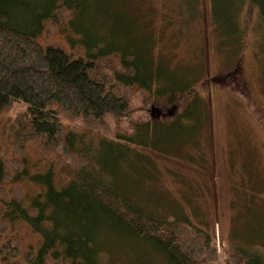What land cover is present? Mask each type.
I'll return each mask as SVG.
<instances>
[{
  "label": "trees",
  "instance_id": "1",
  "mask_svg": "<svg viewBox=\"0 0 264 264\" xmlns=\"http://www.w3.org/2000/svg\"><path fill=\"white\" fill-rule=\"evenodd\" d=\"M189 1H175L182 25L193 17ZM232 1L254 6L264 23V0H210L214 17ZM133 2L142 7V0H0V264H116L120 257L130 264L146 248L165 264L222 257L264 264L245 246L220 249L212 224L196 222L170 197L151 205L120 193L119 161L133 146L156 151L148 136L186 133L182 120H208L196 86L203 74L154 66L160 41L150 23L134 25ZM99 14L108 18L106 35L98 34ZM68 24L79 41L71 49L51 40ZM155 104L170 117L151 120ZM23 184L38 190L27 204Z\"/></svg>",
  "mask_w": 264,
  "mask_h": 264
},
{
  "label": "rangeland",
  "instance_id": "2",
  "mask_svg": "<svg viewBox=\"0 0 264 264\" xmlns=\"http://www.w3.org/2000/svg\"><path fill=\"white\" fill-rule=\"evenodd\" d=\"M175 1L151 0L150 6L142 0V7L133 2L131 19L140 30L142 23L148 27L150 23L158 35L157 52L162 53H154V66L163 62L165 68L181 73L203 74L196 86L208 120L201 119L199 125L182 120L186 133L148 136L147 144H155L156 151L132 145L127 160L119 161L117 187L120 193L147 199L151 205H161L170 197L175 208L195 216L196 222L206 219L212 224L220 249L241 245L264 257V235L260 236L264 234V23L247 2L221 3L215 18L210 0H190L188 13L193 17L182 25L173 12ZM94 8H89L92 15ZM150 14L153 17L148 19ZM107 19L99 14V35H106ZM64 32L52 31L51 40L68 49L78 45V35L69 24ZM152 106L161 111L159 119L170 117L168 109ZM21 187L27 204L38 190L31 184ZM184 197L191 199L189 205ZM144 252L148 257L130 264H165L152 249ZM115 261L124 262L122 257ZM214 264H225L224 258Z\"/></svg>",
  "mask_w": 264,
  "mask_h": 264
},
{
  "label": "water",
  "instance_id": "3",
  "mask_svg": "<svg viewBox=\"0 0 264 264\" xmlns=\"http://www.w3.org/2000/svg\"><path fill=\"white\" fill-rule=\"evenodd\" d=\"M160 113H161V111L160 110H158L156 107H154V106H151V108H150V118H151V120H158L160 117H159V115H160Z\"/></svg>",
  "mask_w": 264,
  "mask_h": 264
}]
</instances>
